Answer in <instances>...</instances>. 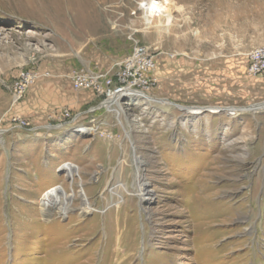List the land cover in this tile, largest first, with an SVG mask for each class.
<instances>
[{
	"label": "rangeland",
	"instance_id": "374dc122",
	"mask_svg": "<svg viewBox=\"0 0 264 264\" xmlns=\"http://www.w3.org/2000/svg\"><path fill=\"white\" fill-rule=\"evenodd\" d=\"M141 1L0 0V264H264V107L247 108L264 103L248 70L264 0H171L170 25ZM135 40L155 54L150 98L117 114L73 88Z\"/></svg>",
	"mask_w": 264,
	"mask_h": 264
},
{
	"label": "built area",
	"instance_id": "2783aa9c",
	"mask_svg": "<svg viewBox=\"0 0 264 264\" xmlns=\"http://www.w3.org/2000/svg\"><path fill=\"white\" fill-rule=\"evenodd\" d=\"M171 0H142L139 11L142 18L158 17L165 7L171 8ZM130 54L118 63L117 70L110 74L100 70L78 68L72 72L73 88L78 91H90L102 98L101 106L109 111L125 108L129 99L149 95L157 83L155 76L156 59L152 49L139 41H134ZM249 73L264 76V46L254 48L249 54ZM34 81L32 73L23 72L14 88V101L18 102L24 95L28 85ZM65 117H71L69 111ZM74 119V118H72ZM86 129L87 127H82Z\"/></svg>",
	"mask_w": 264,
	"mask_h": 264
},
{
	"label": "bare ground",
	"instance_id": "6f19581e",
	"mask_svg": "<svg viewBox=\"0 0 264 264\" xmlns=\"http://www.w3.org/2000/svg\"><path fill=\"white\" fill-rule=\"evenodd\" d=\"M160 16V20H164L167 22L166 25H170V23L172 22V15H171V12L168 8L165 7V10L159 14ZM144 19L145 21L147 22H152L153 21V17H146L144 16ZM146 22V23H147ZM162 22V21H161ZM149 24V23H147ZM163 25V24H162ZM161 25V26H162ZM164 27V26H163ZM141 97H144L145 99H148L150 98L149 96L145 95V94H142ZM250 107H253L254 109L253 110H256V109H261L264 107V103L262 104H258V105H252V106H249ZM248 108V107H247ZM246 108V109H247ZM248 108V109H249ZM190 109V108H189ZM245 109V108H244ZM122 108H115L114 111L117 112V114H119L121 112ZM230 110H236L235 108H231ZM189 111H193L192 109H190ZM136 154V152H135ZM138 164H137V170L135 171V174H134V183L137 185V188H138V195H140V198L141 200L144 199L147 195H148V192L150 190L147 189L146 187V183H145V177L143 176V174L141 173V164H142V161L141 159L137 156L136 158ZM65 167L67 169V172L70 176L74 177V175H76V167H74L73 165H71L70 163H67L65 164ZM81 195L84 196L83 197V207H82V214L86 215V214H89L91 213L94 208L92 207V205L90 204V202L87 200V195H86V192L84 191H81ZM145 196V197H144ZM70 210V206L66 207V208H62V212L63 213H67L68 211Z\"/></svg>",
	"mask_w": 264,
	"mask_h": 264
},
{
	"label": "water",
	"instance_id": "95a60500",
	"mask_svg": "<svg viewBox=\"0 0 264 264\" xmlns=\"http://www.w3.org/2000/svg\"><path fill=\"white\" fill-rule=\"evenodd\" d=\"M249 108V107H248ZM249 109H254L253 107H250Z\"/></svg>",
	"mask_w": 264,
	"mask_h": 264
}]
</instances>
